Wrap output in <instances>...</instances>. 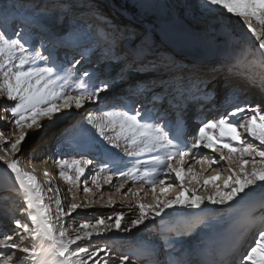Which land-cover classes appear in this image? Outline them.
I'll return each instance as SVG.
<instances>
[{"label":"snow or ice","instance_id":"6c2138e0","mask_svg":"<svg viewBox=\"0 0 264 264\" xmlns=\"http://www.w3.org/2000/svg\"><path fill=\"white\" fill-rule=\"evenodd\" d=\"M201 7L202 14L211 18L209 23L217 25L225 36L232 34L234 17L247 37L226 43L225 56L210 68L215 74L211 78L204 72L203 61L182 64L174 58L149 60L153 52L149 30L141 32L132 21L117 23L102 12L98 0L72 5L32 0L29 4H12L11 12L6 4L0 7V99L13 102L11 107H0V113H8L14 125L10 135L0 131V145H8L0 148V166L20 193L25 206L19 211L26 217L25 221L16 218L11 209L0 212L11 222L9 231L0 232V264H135L136 259H143L145 264H264V212L255 215L264 209V107L246 103L221 112L216 119L198 116L199 127L191 135V142L184 120L190 105H198L203 111L205 104L213 101L217 79L229 88L225 97L228 104L238 90L233 80L264 89V0H203ZM93 19L99 24H93ZM96 48L102 49L109 61L126 67L151 66L156 78L136 83L118 96L114 89L117 79H125L123 68L116 77L103 79L96 72L81 71V60L87 62ZM61 49H71L74 55L68 59L65 53L61 60ZM165 100L175 110V119L167 109L158 107ZM86 105L96 106V110H86L78 123L90 125L91 140L104 143L106 148L96 165L92 159H57L58 174L68 185L78 186L89 166L98 167L91 175L97 188L103 187L102 173H110L103 177L107 185H112L113 175L118 176L125 182H120L115 192L124 191L125 197L130 194L135 198L130 205L134 214L113 211L94 222L65 226V218L91 207V198L86 204L76 203V194L69 188L73 202L65 208L59 187L45 189L38 179L36 164H30V170L20 166L21 144ZM4 119L0 115V120ZM121 142L127 156L148 153V159L136 158L131 169L120 170L107 158V148L119 150ZM91 147L88 143L77 145L82 156ZM201 148L218 152V158L195 159L185 168L186 158ZM221 162L227 165V175L219 167L213 168ZM139 165H148L150 170L146 168L140 175ZM196 165L200 172L195 170ZM210 169L211 174L204 175ZM43 175L49 177L50 173L44 169ZM186 177H190L192 187L185 183ZM126 178L146 182L153 202H143L142 187L126 189ZM48 184H52L50 179ZM83 190L92 191L87 179ZM53 197L55 214L46 203ZM108 204L115 205L116 201L109 196ZM210 205L221 206L228 215ZM176 209L181 211H167ZM214 212L219 215H212ZM173 215L187 220L177 226L167 219ZM126 216L127 222L122 223ZM141 226L156 228L159 241L140 239L133 249L118 257L114 256V245L92 243L98 238L113 239L117 233L139 232ZM224 232H240L252 239L246 250L240 251L236 243L221 242ZM192 234L198 243L186 245L185 239ZM25 238L32 241V246H23Z\"/></svg>","mask_w":264,"mask_h":264},{"label":"rangeland","instance_id":"374dc122","mask_svg":"<svg viewBox=\"0 0 264 264\" xmlns=\"http://www.w3.org/2000/svg\"><path fill=\"white\" fill-rule=\"evenodd\" d=\"M19 1L20 0H18L16 4L19 3ZM22 1H25V4H29L32 2V0H22ZM40 2L49 3V4L56 2H63L68 5H72V4L80 3L81 0H40ZM98 2L100 4L102 12L108 17L114 19L117 23L122 22V24H126L132 21L136 23V25L140 28L141 32L143 31V29L149 30V43H151L153 49L152 55L149 56L148 58L149 60L157 61V60H167L174 58L176 61L182 64H191L193 62L203 61L204 72L209 78L215 75L210 71V68L213 66V64H215L219 59L223 58L226 54L225 51L226 43L234 42V37L237 36L240 37L239 41H244L247 39L244 30L237 23L236 18L234 17L231 19V24H232L231 36H225L222 32L219 31L217 25H215L214 23L210 24L209 20L211 18L202 14L203 9L201 5L203 3V0H98ZM1 4L2 5L0 6L2 7L4 3ZM141 4L144 5V7H140ZM121 5L124 6L126 9L121 7ZM8 9H9L8 11L11 12L12 8H8ZM217 15H221L222 17V14L220 13H218ZM94 21L98 22L97 20L93 19V22ZM90 54H91V58L93 59V62L85 66L86 70L89 71L90 73L96 72L98 75H100L101 78L102 77L106 78L108 76L116 77L117 73H119L122 68L125 70L126 72L125 79L123 81L117 79L116 88L121 87L123 84H126L128 85L129 88H131L136 83L145 82L146 81L145 79H148V77L144 78L143 76L137 74L138 73L137 71L140 70L141 73L143 72L142 74H145L147 73V71L144 69H149L151 68V66L141 67L139 64H137L133 67H126L122 63L111 62L107 59V56L105 55L104 51L100 48L94 49ZM123 54H121L122 59L123 56L125 55ZM145 63L147 62L145 61ZM153 73H155V71H153ZM232 84L239 86H246L249 90L253 89L254 91H256V93L254 94L256 98L258 100L260 99L259 95H260V91L262 92V90L259 86H252L248 82L243 80H233ZM231 86L232 85L230 84L229 87ZM12 105L13 102L6 101L5 99H0V107H11ZM86 110L95 111L96 106L86 105L85 109H81L78 112H73L71 115H65L61 120L53 121L47 127L40 129L41 131L39 130L34 134H32V138H31L32 140H29L28 143L22 142L21 149L25 151V153L20 159V166L21 167H24L25 165L27 166V164L30 163V157L33 154H37L38 152H40V150L43 151L44 150L43 146L46 145L49 141H51L52 138L56 136V134L63 131L66 127L72 128L71 125L77 124V127H75L77 131L75 132L80 137L83 133L82 130H85V128L90 126V125L78 123L82 121L83 116L86 114ZM0 115H3L4 117L6 116L4 120H0V123L2 122L5 123V126H3V128L1 127V129L5 131L4 132L5 135H10V130L14 127V125L11 122V118L9 117V114L6 112L0 113ZM96 135L97 138H99L98 134ZM87 136H88V141L91 140V134H88ZM94 146L96 147L97 151L106 147L105 144H102V146L96 144ZM3 147H8V145L6 144L0 145V148ZM218 156H219L218 152L213 154L211 151H209L204 153L203 156H201V158L210 160L213 158H218ZM88 157L84 156L82 158L94 159L89 155ZM66 158L72 159L74 157L71 155V156H67ZM194 160L192 162H194ZM0 165H2V162H0ZM54 165H52L51 168H54L55 167ZM188 166L189 164L186 161L184 167L187 168ZM216 167H219L221 171L224 173V175H227V171H226L227 165L224 164V162H221L219 166L213 165V168ZM56 168L57 167H55L54 169L55 174L53 173L51 174V176L53 175L52 187L53 188H55V186L59 187L60 197L62 198L65 208H67L68 205L66 204L67 203L66 200L69 197L71 198V193L69 192V188H71L72 191L75 192L76 202L79 204L88 203L86 202L87 194L92 196V202H93L92 204H95L93 206L99 204L100 205L108 204V197L111 196L116 201L115 206H117V208L114 209L115 211H124V212H127V210L130 211V205L134 203L135 198L131 197L130 194L128 197H125L124 192L123 194L122 192L120 193L115 192V187L118 186V184L121 181L123 182V180L121 181H118L119 179L115 180L114 184L107 185L108 187H105L104 190L102 189L103 187L97 188L96 185H94L91 181V175L95 173L94 170L92 173L88 174L90 175L89 177H85V176L81 177L78 186H71L60 178ZM91 168L95 169L96 167L94 168L92 166ZM195 170L197 172H200L201 171L200 166L196 165ZM3 173H4V168L0 166V204L1 203L4 204L3 208L2 206H0L1 207L0 211L3 212L5 209L12 208L14 209L15 216L21 219L22 221H25L26 217L23 214H21V212L19 211L20 208L25 206L21 199V195L16 190V188L7 180V178L3 175ZM209 174H211V169L208 172L204 173V175H209ZM105 175L108 174L107 173L101 174V183L103 182V177ZM85 179L88 180V187L92 189V191L89 193H86L83 190V181ZM113 179H115L114 176ZM131 185L127 184V178H126V187L128 186L131 187ZM1 188H4L5 190H1ZM47 188L48 186L45 187V189ZM143 189L144 191L141 193V196L143 197V202L152 203L153 200H152L151 190H149V188L148 190L146 188ZM96 193H98L97 197H96ZM48 195L51 196L52 194H48ZM83 201L84 203H82ZM46 203H49L53 209L56 207L54 202V197L51 200L46 199ZM210 207L221 209L222 211L225 212V215H228V211L222 209L221 206L219 205H210ZM107 211H109L110 213L111 210H107ZM168 211L179 212L181 210L176 209L175 211L174 210H168ZM183 211H189V210L185 209ZM261 211H264V209L257 210L255 215L259 216L261 214L260 213ZM85 212L82 211V213L85 215L76 216L75 220L72 219L71 221H69L70 223L65 224V226L78 223L80 220L78 221L77 217H82L85 220L94 222V219L89 218V215L95 214V211H87L88 213ZM212 215H219V213L214 212L212 213ZM167 219L171 220L177 226L178 225L181 226L187 220L186 217L180 215H175L173 218L168 217ZM0 222L1 224H3V226H5L3 227L2 225H0V227L2 226L0 232L9 231L11 225L9 227L7 223L11 224V222L9 220L3 222L0 221ZM238 225L239 224H236V227ZM9 234L11 233L9 232ZM159 237H160V233L156 228L149 230V229H144L143 226H141V231L138 232L134 230L133 233L130 234L129 237H125L122 242H120L119 239L115 237L113 239H103V240L95 239L93 240L92 243L93 244L100 243L101 244L100 246H103L105 244H108L110 246L114 245L115 246L113 250L114 256L118 257L119 255L128 253L131 249H133L136 246V242L139 241L140 239L150 238L158 242ZM195 238L197 237L194 234H192L189 238L185 239V244L190 245V243H188L189 242L188 240H194ZM251 239L252 237L250 235L249 240H247L246 243L248 244L251 241ZM23 241H25L24 246H28V247L32 246V241L30 239L25 238ZM116 249H118V251H116ZM245 250L246 249H244V251ZM142 261L143 259L141 260L136 259L135 264H141Z\"/></svg>","mask_w":264,"mask_h":264},{"label":"bare ground","instance_id":"6f19581e","mask_svg":"<svg viewBox=\"0 0 264 264\" xmlns=\"http://www.w3.org/2000/svg\"><path fill=\"white\" fill-rule=\"evenodd\" d=\"M2 1H4V0H2ZM2 2H0V4H1ZM13 4V3H12ZM8 6L9 5H11V4H7ZM17 5H18V3H17ZM91 22L92 23H94L93 22V20H91ZM122 23V22H121ZM95 24H99V21L98 22H96ZM123 54V53H122ZM124 55V54H123ZM123 58H124V56H123ZM105 67V66H104ZM144 70H153L152 69V67L151 68H149V69H144ZM148 71V72H149ZM154 71V70H153ZM153 71L152 72H147V73H145V74H147V75H149V78L148 79H145L146 81H149V80H152V79H155L156 78V73H153ZM143 73V72H142ZM141 72H140V74H142ZM137 74H139V73H137ZM103 78V77H102ZM142 79H143V77H142ZM217 83L219 84V85H221V82H222V80H220V79H217ZM126 87V84H124V85H122L121 87H117V88H115L114 89V92L115 91H118L119 89H121V88H124V89H126L125 88ZM211 87V86H210ZM210 87H209V89H210ZM262 90V92L260 91V95H259V100H258V102L257 103H260V102H262V100L264 101V89H261ZM263 98V99H262ZM233 99H234V103H231V104H229V106L232 108L233 106H237V105H244V104H246V103H248V102H244L243 100L244 99H239L237 96L236 97H233ZM11 102V101H10ZM244 102V103H243ZM251 104V103H250ZM254 105V104H253ZM232 109H230V111H231ZM69 115H71V114H69ZM8 116V115H7ZM6 117V116H5ZM8 119V118H7ZM10 120V119H9ZM3 126H5V123L4 122H2V123H0V131H3L2 129H1V127L3 128ZM77 126V125H76ZM68 131L67 132H65V131H63L62 132V139H66V137H68L69 135V131H72L73 130V128L72 129H67ZM29 131H31V130H29ZM41 131V130H40ZM3 132H5V131H3ZM7 133V132H6ZM61 137H59V138H61ZM32 138V135H30L29 137H27L26 138V140L23 142V143H28L29 142V140H32L31 139ZM82 140V139H81ZM191 141V140H190ZM81 143H87V142H85V141H83L82 140V142ZM80 143V144H81ZM122 144H123V142H121ZM58 144H60V145H62L63 143H57V145H56V147H58ZM96 145V144H95ZM105 150V149H104ZM108 151L109 150H111V151H115V152H118V153H120V154H125V151H124V146L123 147H121V149L118 151V150H115V149H111V148H109V149H107ZM129 150V149H128ZM23 151V150H22ZM71 152L70 154L74 157V158H77V159H81L83 156H81V157H78V155H75V154H73V151H72V149H70L69 147H67V146H65V149H63L62 150V153H63V157H65L66 156V153L67 152ZM209 151H211V150H209V149H205V148H201V149H199V150H195V152H193L191 155H190V157H187L186 158V161L188 162V164H190L194 159H200L201 158V156H203V154L204 153H206V152H209ZM25 153V151H23V154ZM94 152H92L91 151V149L90 150H87V154L86 155H89V156H93V158L95 159V153L93 154ZM45 158L47 159V155L45 156ZM42 157H40V156H38V158H36L35 160H32V162H30L29 164H27V166L25 167V168H27L28 170H30V164H36L37 165V172H36V175H37V177H38V179L41 181V183L44 185V187H46V186H48V187H50V186H52V184L51 185H49L48 184V180L50 179L51 181H52V183H53V175L51 176V174L53 173V174H55L54 173V169H55V167L54 168H51L52 166L50 165V162L48 163H42ZM60 159V158H59ZM57 159H53V162L55 163V161H56ZM44 166H46V167H44ZM92 166H89V169H86V173H85V177H89L90 175H88L89 173H92L94 170L96 171L97 170V168H95V169H93V168H91ZM43 168H45V169H48L47 171L50 173V176L49 177H45L44 175H43ZM56 170H57V168H56ZM58 171V170H57ZM56 172V171H55ZM117 178H115V179H113V183L112 184H114V182H115V180H116ZM122 179H119L118 181H121ZM189 181H190V177H186L185 178V183H189ZM122 182V181H121ZM123 182H125L124 180H123ZM100 183H101V180H100ZM119 183V182H118ZM117 183V184H118ZM142 183V182H141ZM140 182L139 183H134V184H132L131 185V187L133 186V187H143V188H146L147 190H148V187H147V185H145L146 184V182H144V183H142L141 184ZM102 185H103V190H104V188L105 187H108L107 186V184H104L103 182L101 183ZM193 185L191 184V183H189V187H192ZM129 187V186H128ZM128 187H126V189L128 188ZM1 190H5L4 188H1ZM150 190V189H149ZM102 192V191H101ZM123 192L124 191H122V194H123ZM50 194V193H49ZM145 194V193H144ZM148 195V194H147ZM171 195V194H170ZM66 196V195H65ZM98 196V193H96V197ZM89 198H91V200H92V196H90V195H88L87 194V196H86V202H88L89 201ZM67 203L66 204H70V203H72L73 201H72V199L69 197L67 200ZM75 202H76V200H75ZM118 202V201H117ZM77 203V202H76ZM82 203H84V201L82 202ZM118 204H120V203H118ZM3 203H1L0 204V206H2V208H3ZM67 205V206H68ZM93 205H95V204H92L91 205V207H89V208H81V209H78L77 210V213H73L72 214V216L71 217H69V218H65V224H67V223H70L69 221H71L72 219H76L75 217L76 216H82V215H85V214H83L82 213V211H86L85 213H88L87 211H95V214H93V215H89V218H93V219H95V218H97V217H100V216H104V217H107V216H109V215H112V213H113V211H115L114 209H116L117 208V206H109L108 204H99V205H96V206H93ZM1 208V207H0ZM54 210V213H55V208L53 209ZM107 210H111L110 211V213H109V211H107ZM168 211V210H167ZM175 211V210H174ZM1 212V211H0ZM127 215H133L134 214V212H132V211H128L127 210V212H125ZM87 215V214H86ZM175 216V215H174ZM174 216H171L172 218L174 217ZM3 217V216H2ZM17 218V217H16ZM78 218V221L79 222H81V221H85V219L84 218H82V217H77ZM78 222V223H79ZM127 222V216H126V219H125V221H123L122 223H126ZM78 223H74V224H78ZM7 225L10 227V223H7ZM71 225H73V224H71ZM179 226V225H178ZM239 226V225H238ZM238 226H237V228H238ZM3 227H5V226H3ZM7 227V226H6ZM6 229V228H5ZM237 236H240L241 234H243V233H240V232H236L235 233ZM235 234L234 235H229V233L227 232L226 234H224L223 236H221V239L223 240V243L224 244H229V243H231L230 241V238L231 237H233V241L232 242H236L237 243V240H238V242H240V239H238L237 238V236H235ZM109 235H111V234H109ZM130 236V234H124V233H117V236H116V238H118L119 239V241L120 242H122L123 240H124V238L125 237H129ZM99 240H103L104 238H98ZM95 240V239H94ZM97 240V239H96ZM118 241V242H119ZM193 242L194 243H198V239L197 238H195L194 240H193ZM22 244H23V246L25 245V241H23L22 242ZM95 246H100L101 244L100 243H96V244H94Z\"/></svg>","mask_w":264,"mask_h":264},{"label":"water","instance_id":"95a60500","mask_svg":"<svg viewBox=\"0 0 264 264\" xmlns=\"http://www.w3.org/2000/svg\"><path fill=\"white\" fill-rule=\"evenodd\" d=\"M240 40V37L237 36V37H234V41H239Z\"/></svg>","mask_w":264,"mask_h":264},{"label":"trees","instance_id":"16d2710c","mask_svg":"<svg viewBox=\"0 0 264 264\" xmlns=\"http://www.w3.org/2000/svg\"><path fill=\"white\" fill-rule=\"evenodd\" d=\"M121 7H123L124 9H126L124 6L121 5ZM134 15V14H133Z\"/></svg>","mask_w":264,"mask_h":264}]
</instances>
